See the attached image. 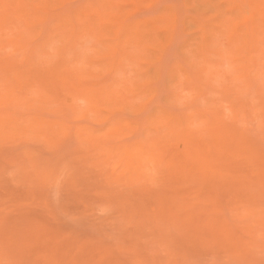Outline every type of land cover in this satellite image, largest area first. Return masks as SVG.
<instances>
[{
	"label": "rangeland",
	"instance_id": "374dc122",
	"mask_svg": "<svg viewBox=\"0 0 264 264\" xmlns=\"http://www.w3.org/2000/svg\"><path fill=\"white\" fill-rule=\"evenodd\" d=\"M0 264H264V0H0Z\"/></svg>",
	"mask_w": 264,
	"mask_h": 264
}]
</instances>
